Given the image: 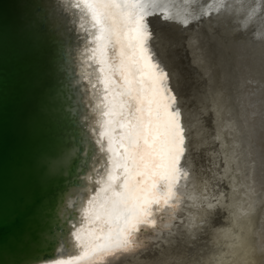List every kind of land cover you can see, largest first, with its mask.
I'll return each instance as SVG.
<instances>
[{
	"label": "bare ground",
	"instance_id": "bare-ground-1",
	"mask_svg": "<svg viewBox=\"0 0 264 264\" xmlns=\"http://www.w3.org/2000/svg\"><path fill=\"white\" fill-rule=\"evenodd\" d=\"M257 1L141 0V7L146 12L145 21L149 24L148 46L155 61L168 74V86L176 97L174 109L180 113L179 119L185 138V151L178 165L180 176L175 183L174 197L160 210L154 211L152 217L155 220L154 225H142L140 231L133 234L132 248L129 252L117 251L102 255L96 250L97 245L103 242L96 239L101 235L100 232L97 231L95 234L92 232L93 235L89 231H86V234L74 231L72 233L74 243L68 241L69 247L70 250L73 249L72 247H80L81 256L78 259L60 261L59 264H264V251H262L264 250V180H262L264 177H261L264 168L262 169V165L259 166L261 168L257 167L260 163L258 154L264 152V149L262 148V151L260 148L259 153L254 149L256 145L253 133L256 132L254 121L260 117L256 118L250 112L253 118L249 117L251 122H248V117L240 115L238 118L236 112H233L237 103L241 106L245 105L246 99L243 97L246 93L243 99H240L242 94L238 96L235 93L231 94L234 102L230 103L227 99L228 102L225 101L227 104L223 102L226 98L222 101L224 97L221 96V102L224 104H220L225 109L222 107L224 110L222 108L218 110L216 105L210 103L213 100V98L209 99L208 94L211 88H208L207 92L206 87L207 80L210 76L213 78L215 70H218L214 68L215 66L212 67L211 63L215 64V59L212 58L217 57L215 53L218 49L220 50L221 45L222 48L225 46L223 48L225 50L227 44L237 41L238 47L241 43L246 44L248 45L246 47H251L253 52L264 55V34L257 30L259 25L256 26L255 20L249 19L250 7L254 4L263 16L264 8L262 10L261 7H257L259 6ZM260 1L264 6V0ZM60 3H62L60 4L62 7H59L61 12H68L72 16L74 14L79 20L77 26L80 31L79 37L82 38L81 47H85L83 38L85 36L88 38L86 54L82 56V51L79 50L77 58L83 61L85 83L89 95L93 96V103L100 106L95 115L104 117L102 110L104 91L101 90L103 85L100 87L97 85V78L100 76L99 65L92 58L91 52V49L96 47L93 42L96 30L92 28L91 18L83 9L73 8L75 0H60ZM259 23L264 24L262 21ZM232 45L229 44V46ZM243 47L240 49H244ZM235 49L238 50L237 47ZM235 49H233L234 52ZM118 52V46H109L108 58L111 63L119 62ZM242 52L238 55L244 56ZM246 52L252 53L255 58L249 56L253 59L259 56L251 52V49ZM202 58L205 61L200 63L206 64L205 67L198 63ZM247 58L250 60L249 57ZM247 61L246 65L250 62ZM257 61L263 60L257 59ZM96 64L97 69L94 66ZM239 64L242 67V63ZM253 64L256 65L255 60L251 63V67L254 66ZM258 65L261 66V70H258L259 66L258 69L257 66L254 67L262 76L264 66L262 63ZM90 66L93 69L86 71ZM244 68L242 67L241 70ZM244 71L246 76L248 72L253 74L252 70L248 69L247 72L244 69ZM240 72V74L243 73ZM92 74H94L93 78ZM237 76L242 77L243 75ZM217 77L215 81H221V76L218 80ZM116 79L119 80V77ZM255 79L247 81L246 78L249 85L243 82L247 89L250 87L249 91L252 94L260 90L259 86L264 84L262 82L264 78H260L262 84L258 86V82L252 86L251 84L258 80ZM221 82L218 83V87L222 85ZM209 83L208 85H211ZM211 83L213 85V82ZM94 84L96 86L91 89V85ZM219 88L216 89L220 90ZM237 93L240 94L238 91ZM255 96L252 95L256 99L257 96ZM259 100L258 105L262 98ZM253 102L250 101L252 104ZM252 104L250 106L253 109ZM257 106L254 105L253 112ZM258 125L260 126V123ZM260 127L262 128V125ZM260 136L259 138L263 137ZM92 180L94 181L92 188L102 186L100 181L103 179ZM210 205L212 207H209ZM95 225L100 228L99 223L96 222ZM238 237L246 239V247L254 250L251 254H246L233 247ZM237 252H239L238 255Z\"/></svg>",
	"mask_w": 264,
	"mask_h": 264
},
{
	"label": "snow or ice",
	"instance_id": "snow-or-ice-1",
	"mask_svg": "<svg viewBox=\"0 0 264 264\" xmlns=\"http://www.w3.org/2000/svg\"><path fill=\"white\" fill-rule=\"evenodd\" d=\"M74 7L90 16L96 30V47L91 52L99 65L106 117L100 135L107 138L111 153L107 180L100 181L102 187L89 201L86 214H93L100 224L96 230L101 233L96 239L103 241L96 249L100 254L129 252L133 234L142 225H154V211L174 197L185 151L180 113L174 109L176 97L168 86V74L149 49V24L141 0H75ZM254 15L255 9L249 19ZM41 42L37 18L21 15L10 26L0 15V264H17L20 241L27 239L18 225L32 204L31 200L18 202L13 194L23 183L26 169L6 167V66L19 53L38 49ZM109 46L119 47L118 63L110 62ZM42 111L43 106L32 117L29 130L33 135L40 127ZM46 163L52 169L56 161ZM246 244V239L238 237L233 247L251 254L254 250Z\"/></svg>",
	"mask_w": 264,
	"mask_h": 264
},
{
	"label": "water",
	"instance_id": "water-1",
	"mask_svg": "<svg viewBox=\"0 0 264 264\" xmlns=\"http://www.w3.org/2000/svg\"><path fill=\"white\" fill-rule=\"evenodd\" d=\"M60 4V0H0L6 24L18 23L21 15L35 17L42 36L38 49L19 53L6 66V167L26 169L13 194L18 202L32 201L18 225L27 239L20 241L17 264H59L81 256V248L70 250L68 241L74 243V231L97 232L93 214L86 212L102 186L92 188V179L106 181L111 168L108 140L100 135L106 117L95 115L100 106L89 95L83 61L77 58L79 50L86 54L88 38H83L81 47L79 20L61 12ZM42 106L40 127L33 135L30 123ZM50 160L56 161L52 169L46 163Z\"/></svg>",
	"mask_w": 264,
	"mask_h": 264
},
{
	"label": "rangeland",
	"instance_id": "rangeland-1",
	"mask_svg": "<svg viewBox=\"0 0 264 264\" xmlns=\"http://www.w3.org/2000/svg\"><path fill=\"white\" fill-rule=\"evenodd\" d=\"M257 5H259V6H257V7H261L262 10H263L264 6H263V2H262V1L258 0V1H257ZM250 9H251V12L253 11V9H255V15H254L252 18H253V20H255L254 22L257 24L256 26L259 25L258 28H257V30L260 31L261 33L263 32V34H264V24L259 23L260 21H262V22L264 23V13H263V16H262V12H259V11H258V8H256L255 4H254V6L250 7ZM257 19H258V21H256ZM259 20H260V21H259ZM260 25H261L262 27H261ZM233 42H234V43H233ZM233 42H232V43L230 42L229 44H231V45L233 44L232 46H233L234 48H233L232 46H229V44H227L226 49L224 50L223 48H224L225 46L222 48V45H221L220 50L218 49V50L216 51V53H215V54H217V57L214 56V58H212V59H215V60H214L215 64H212L213 62H212V63L210 62V63H211V66H212V67L215 66L214 68H215V69L217 68L218 70H215V69H214V70H215V72H214V75H215V76H214V75H213V76L215 77V79H214V77L211 78V76H210L209 80H207L208 82H206V84H207V85H206L207 89H208V88H211V89H210V90H211V91H210L211 95H210V93L208 92L209 89L207 90V92H208V94H209V96H210V97H209V96H208V97H209V99L211 98L210 100H212V98H213V100H215L216 103L213 102V100H212V102H210V103H213V105H216V107H217L218 110H219V108L221 109L222 107L225 109V107H224V106H221L222 104H220V103H223V102L227 101V99H228V101L230 100V101H229L230 103L234 102V101L231 99V94H234V93H235L236 96L242 94V96H241L240 99H243V98L246 99V101H245V105H246V106H245V105H242V106H241V104L237 103L238 105L235 107L236 109H235L233 112H236L237 115H236L235 113H234V114H235L236 117H238V118L240 117V115L248 117V118H247V119H249L248 122H251L249 117L253 118V116H252L253 114L255 115L256 118L260 117V119L258 118V119H255V121H254L255 123L257 122V125H255V123H254V128H256V132H253L254 135H255L254 143H255V145L257 146V147L255 146L254 149H256V151L258 150L257 152L259 153V152L261 151L262 148L264 149V144H262V143H264V135H262V134H264V133H263V130H264V128H263V127H264V121H263V119H264V115H262V113H264V84H263V86L261 85L262 87L259 86L260 84H262V82L264 83V79H263V78H264V76H263V75H264V72H263V71H264V70H263L264 67L262 68V72H263V73H262V76H261V74H259V72H258V70H261V68H260L261 66H259L258 64H259V63H260V64L262 63V64H263L262 66H264V63H263V62H264V55H261L260 53H257V52H253L251 47H249V48L246 47V46H248V45H246V44H243V45H242V43H241V44H240L241 46L239 45V47H238V45H236L238 42H237V41H233ZM236 42H237V43H236ZM238 44H239V43H238ZM216 46H217V44H216ZM243 46H245L246 48L243 47ZM229 47H230V48H229ZM236 47L238 48V50L235 49ZM242 47H243L244 49H240V48H242ZM263 47H264V46H263ZM231 48H232V50H231ZM233 49H235L237 52H238V51H239V52L236 53V51L234 52ZM239 49H240V50H239ZM245 49H247L246 51H248V50L250 51V49H251V52H253V53H257V55L259 54V56L256 55V56H257L256 58H257V59H260V60H263V61L258 62L259 60L257 61V59H253V58H255V56H253L252 53H248V52H246ZM241 50H243L244 53H243ZM228 51H229V52H228ZM225 52H226V53H225ZM232 52H233V53H232ZM241 52L244 54L245 57H244V56H241V54H240V56L238 55V54L241 53ZM245 52L248 53V56H246L247 54H245ZM234 53L237 54L236 57H235L236 54H234ZM243 54H242V55H243ZM249 55L252 56L253 58L250 57ZM260 55H261V57H260ZM231 56H232V57H231ZM238 56H239L238 61H241V62H238V61H237ZM262 56H263V59H262ZM241 57H242V58H241ZM247 57H249L250 60H249ZM259 57H260V58H259ZM234 58L236 59V61H235ZM245 58H247V59H245ZM212 59H211V60H212ZM244 59H245L246 61L248 60L247 62L250 61V62H249L250 65H249V64L246 65V61H245ZM251 59L253 60V62H251V61H252ZM202 60H203V61H202ZM243 60H244V61H243ZM254 60H255V62H256V65H254V64H253V65H254L255 67L257 66V67H256L257 69H258V66H259V69H258V70H256V68H255L254 66L251 67V66H252L251 63H254ZM204 61H205V60H204L203 58L199 60L198 63L200 64V66H204V67H205L206 64H203V65L201 64L202 62L204 63ZM200 62H201V63H200ZM216 62L218 63L217 66H216ZM220 62H221L222 64H221ZM234 62H236V63H234ZM244 62H245V63H244ZM208 63H209V62H208ZM239 63H242V64H241L242 67H245L244 69L247 70V72H248V69H249V71L252 70V72H253L252 75H251L249 72L247 73V76H248V77H249V74L251 75V76H250L251 79H250V77L248 78V77L246 76V72L244 71V69L241 70L242 67L240 66ZM257 63H258V64H257ZM230 64H231V65H230ZM236 64H237V65H236ZM243 65H244V66H243ZM248 65H249V68H248ZM235 66H236L237 68H236ZM246 66H247V67H246ZM206 67H207V66H206ZM232 67H233V68H232ZM240 67H241V68H240ZM220 68H221V71H219ZM234 68L236 69V71H235ZM246 68H247V69H246ZM250 68H252V69L250 70ZM253 68H255V69H254V70L256 71L255 73H254ZM237 69H238L239 71H238ZM240 71H242L243 73L240 74V73H241ZM218 72H219V73H218ZM244 72H245V73H244ZM252 72H251V73H252ZM216 74H217V76H219V77L221 76V81H223L224 85H223V83H222L220 80H218L219 77H217ZM218 74H220V75H218ZM244 74H245V76H244ZM254 74H255L258 78L261 76L260 78H262L263 80L260 79V78L258 79L257 77H255ZM237 75H241V76L243 75V76L240 77V76H237ZM216 77H217V80H218L219 82H218V81H217V82L215 81V80H216ZM237 77H239V78H237ZM244 77H245V78H244ZM242 78H243V79H242ZM246 78H247V81H248V80H253V79H255V78L258 79L259 81L255 79V80H256L255 83H254V84H251V85L254 86L256 83L259 82V83H258V86H259V89H260V90H258L255 94H252V92L249 91V90H250V89H249L250 87L248 86L249 88L247 89V86L244 84V83H246V84L248 83L247 85H249V82L246 81ZM219 79H220V78H219ZM237 79H239L240 81L237 80ZM244 79H245V81H244ZM211 80H212V81H211ZM213 80H214L217 84H216ZM241 80H242V82H241ZM261 80H262V82H261ZM210 81L213 82V85H214V84L216 85V88H219L220 86H221L222 88H219L220 90L216 89V88H215V85L213 86L212 83H211ZM253 81H254V80H253ZM209 82H210V83H209ZM220 82L222 83V85H219V87H218V83L220 84ZM243 82H244V83H243ZM208 83L211 84V85H208ZM239 84H240V85H239ZM241 84H243V86H242ZM244 85H245V86H244ZM208 86H210V87H208ZM238 86H239V87H238ZM212 87H213V88H212ZM223 87H224V88H223ZM237 87H238V88H237ZM245 87H246V88H245ZM240 88H241V91H240ZM261 88H262V89H261ZM221 89H223V90H221ZM224 89H225L226 93L228 92L227 94H226V93H225V94L228 95L229 97L226 96V95L224 94V92H225ZM245 89H246V90H245ZM212 90H214V91H212ZM217 90H218V92H217ZM243 90H244V92H243ZM247 90H248V91H247ZM261 90H263V92H261ZM220 91H221V92L223 91V93H221ZM237 91H238L240 94H238ZM245 91H246V92H245ZM259 92L263 93V94H262L263 97H261L262 95H261V93L259 94ZM243 93H244V94H243ZM245 93H246V95H245ZM247 93H249V95H248ZM250 93H251L253 96L256 95V96H257V98H256L257 100H256L255 98H253L252 95H251ZM212 94H213V96H212ZM214 94H215V95H214ZM221 94H223V95H221ZM257 94H258V95H257ZM244 95H245V97H243ZM250 95H251V96H250ZM219 96H220V97H219ZM221 96H223L224 98H222ZM225 96H226V97H225ZM256 96H255V97H256ZM258 96H259V97H258ZM242 97H243V98H242ZM247 97H248V98L251 97V98L248 99ZM215 98H216V99H215ZM221 98H222V101H223V99H225V98H226V99H225L223 102H221ZM229 98H230V99H229ZM259 98H260V99L262 98L261 103L259 104V105L262 104L261 106H259V105H258L259 102H257V101L259 100ZM251 99H252V100L254 99V100H253L254 102H253ZM248 100H249V101H248ZM255 100H256V101H255ZM228 101H227V102H228ZM250 101L253 102V104L250 103ZM259 101H260V100H259ZM218 102H219V103H218ZM256 102H257V103H256ZM262 102H263V103H262ZM214 103H215V104H214ZM225 103H226V102H225ZM223 104H224V103H223ZM226 104H227V103H226ZM251 104L253 105V106H252L253 109H254V105H255V106L258 105V106L256 107L257 109L255 108L254 112H253V109H252L251 106H250ZM256 104H257V105H256ZM247 105H248V106H247ZM239 106H240L241 108H240ZM244 106H245V108H244ZM262 106H263V107H262ZM216 107H215V108H216ZM249 107L251 108V110H247V109H250ZM213 108H214V107H213ZM223 108H222V109H223ZM224 109H223V110H224ZM241 109H242V110H241ZM244 109H245V110H244ZM258 109L261 110V112H259ZM243 110H244V111H243ZM246 110H247V111H246ZM256 110H257V111H256ZM242 111H243V113H242ZM245 111H246V112H245ZM262 111H263V112H262ZM250 112H252V113H251L252 115L250 114ZM246 113H247V114H246ZM248 113H249V115H251V116H249ZM258 113H259V114L261 113V114L259 115ZM244 114H245V115H244ZM216 115H217V113H216ZM216 115H215V116H216ZM261 115H262V118H261ZM258 120H259V121H258ZM260 121H261V122H260ZM259 123H260V126L262 125V128H263V129L258 125ZM261 123H262V124H261ZM255 126H256V127H255ZM257 126H258V128H257ZM258 130H259V131H258ZM260 130H261V131H260ZM258 132H259V133H258ZM261 132H262V133H261ZM257 134H259V136L261 135L260 137H262V136H263V137H262V138H259V136H258ZM255 141H256V142H255ZM261 142H262V143H261ZM259 143H260V147H259ZM261 144H262V145H261ZM260 148H261V149H260ZM259 149H260V150H259ZM263 149H262V151H263ZM261 153H262V154H261ZM263 153H264V152H260V153L258 154V159L260 158V159H259L260 161H259V160H258V161H259L260 163H259L258 166H257L258 168H261V167H262V169L264 168V165H263V161H264V160H263V159H264ZM260 155H262L263 157L260 156ZM255 158H256V157H255ZM262 158H263V159H262ZM261 162H262V163H261ZM261 165H262V166H261ZM259 166H261V167H259ZM263 171H264V169H263ZM261 177H264V173H263V175H261ZM262 180H264V178H262Z\"/></svg>",
	"mask_w": 264,
	"mask_h": 264
}]
</instances>
